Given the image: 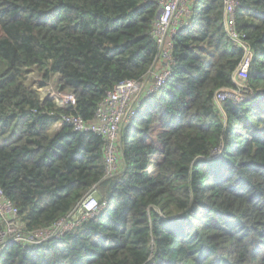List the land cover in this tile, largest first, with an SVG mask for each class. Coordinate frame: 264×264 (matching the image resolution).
<instances>
[{"label":"trees","instance_id":"16d2710c","mask_svg":"<svg viewBox=\"0 0 264 264\" xmlns=\"http://www.w3.org/2000/svg\"><path fill=\"white\" fill-rule=\"evenodd\" d=\"M189 1V26L171 39L172 74L122 126L106 176L100 135L52 128L62 116L92 121L119 82L161 70L150 33L160 6L0 0V186L20 228L50 227L89 194L106 203L60 238L8 244L0 264H264V0L236 9L251 53L247 96L221 105L215 94L238 88L245 51L226 34L224 0ZM50 82L75 105L41 98Z\"/></svg>","mask_w":264,"mask_h":264},{"label":"built area","instance_id":"2783aa9c","mask_svg":"<svg viewBox=\"0 0 264 264\" xmlns=\"http://www.w3.org/2000/svg\"><path fill=\"white\" fill-rule=\"evenodd\" d=\"M160 6V13L150 31L157 45L161 48L160 57L164 66L159 71H150L143 80H123L98 104L93 120L84 121L79 116H62L56 123H69L75 131L91 132L100 135L104 140V163L106 176L116 173L118 165L117 142L119 132L127 119L135 116L141 107L142 99L156 93L172 74L174 65L171 56V39L182 29L189 26L191 19V2L189 0H152ZM240 0H224V27L226 34L235 46L245 51V57L237 70L241 71L236 83L237 89H221L215 94L218 105L225 101L239 103L244 100L247 89L241 82L245 77L246 62L251 53L247 49L243 36L235 30V14ZM236 74V72L234 73ZM233 92V93H230ZM54 102L58 106H74V96L67 92L51 91ZM219 154V149L215 152ZM106 203H99L95 196L87 195L80 204L76 214L72 213L57 221L50 227L30 232L20 228L18 209L4 194L0 186V220L3 228L0 230V254L4 248L13 242L24 245H37L52 238H60L68 232L74 231L81 223L97 216Z\"/></svg>","mask_w":264,"mask_h":264},{"label":"rangeland","instance_id":"374dc122","mask_svg":"<svg viewBox=\"0 0 264 264\" xmlns=\"http://www.w3.org/2000/svg\"><path fill=\"white\" fill-rule=\"evenodd\" d=\"M239 72H241V71H239V70H236V74H234V82H235V84L236 83H240L239 81L240 80H238V78H239V74H237V73H239ZM39 79V76L37 75V74H35L34 72H31V73H29L28 75H27V82L29 83V84H33L35 81H37ZM39 91L40 92H42V94L43 93H48V91H56V89H55V86H54V84H53V82H50L49 83V85H48V87H45V88H43V89H39ZM230 93H233V92H230ZM247 96V93L245 94V97Z\"/></svg>","mask_w":264,"mask_h":264},{"label":"crops","instance_id":"0c3cea01","mask_svg":"<svg viewBox=\"0 0 264 264\" xmlns=\"http://www.w3.org/2000/svg\"><path fill=\"white\" fill-rule=\"evenodd\" d=\"M42 89H43V88H42ZM48 92H51V91H48ZM52 92H53V91H52ZM39 94H40V97H41V98H44V97H46L49 93H46V92H45V93L42 94V92L39 91ZM50 94H51V93H50ZM57 128H58V125H57V123H55L54 127L52 128V130L54 131V130H56Z\"/></svg>","mask_w":264,"mask_h":264},{"label":"clouds","instance_id":"9594fccd","mask_svg":"<svg viewBox=\"0 0 264 264\" xmlns=\"http://www.w3.org/2000/svg\"><path fill=\"white\" fill-rule=\"evenodd\" d=\"M105 207V206H104Z\"/></svg>","mask_w":264,"mask_h":264}]
</instances>
